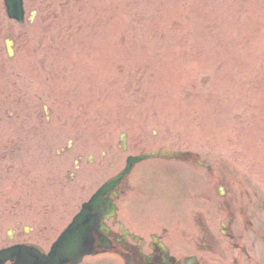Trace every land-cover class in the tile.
I'll list each match as a JSON object with an SVG mask.
<instances>
[{
	"label": "rangeland",
	"instance_id": "rangeland-1",
	"mask_svg": "<svg viewBox=\"0 0 264 264\" xmlns=\"http://www.w3.org/2000/svg\"><path fill=\"white\" fill-rule=\"evenodd\" d=\"M25 8L20 25L0 0V243L13 225L9 205L24 201V227L48 223L43 237L56 236L130 154L190 150L210 163L152 159L136 171L149 191L184 187L187 221L198 210V220L210 211L218 222L207 198L221 200L220 186L242 182L244 168L264 185L252 149L264 147V0H25Z\"/></svg>",
	"mask_w": 264,
	"mask_h": 264
},
{
	"label": "flooded vegetation",
	"instance_id": "flooded-vegetation-1",
	"mask_svg": "<svg viewBox=\"0 0 264 264\" xmlns=\"http://www.w3.org/2000/svg\"><path fill=\"white\" fill-rule=\"evenodd\" d=\"M192 158L196 156L189 155L185 161ZM165 193L125 183L116 197L117 215L107 220L109 231L104 236L110 247L99 248L101 253L86 256L80 264H104L106 254L128 257L130 264H193L192 258L196 264H264V189L248 174L244 173L242 182L226 185L219 222L199 221L194 229L184 225L180 215L170 220ZM144 194L155 198H141ZM14 216L18 223L13 225L15 241L5 246L30 244L50 249L57 238L55 229L43 237L50 226L45 223L33 226L27 234L24 221ZM112 264L120 260L114 258Z\"/></svg>",
	"mask_w": 264,
	"mask_h": 264
},
{
	"label": "water",
	"instance_id": "water-1",
	"mask_svg": "<svg viewBox=\"0 0 264 264\" xmlns=\"http://www.w3.org/2000/svg\"><path fill=\"white\" fill-rule=\"evenodd\" d=\"M6 4L11 17L17 18L20 22L24 21V10L22 7V0H6ZM7 49L9 54H13V49L11 47V43L7 42ZM169 155L175 154L172 152H154L152 154L140 155V156H129L127 159V166L120 174L110 179L103 187L99 189V191L92 197V199L85 203L81 212L75 217L73 223L66 229V231L62 234L58 242L55 244V247L51 251V253L47 256L39 255L37 256V264H53L55 262L61 263L64 260L71 259L74 257L75 253L72 248L78 249L79 246L82 245L84 239L91 238L92 228H90L88 233V226L92 225L94 222L91 219L92 210L102 204L101 199H103V195L114 185L119 184L131 171L133 166L140 160L154 156V155ZM20 251L15 250H4L0 253V257H4L5 255H22L19 253ZM25 254V253H24ZM23 263L28 264L29 259H25L23 256Z\"/></svg>",
	"mask_w": 264,
	"mask_h": 264
}]
</instances>
